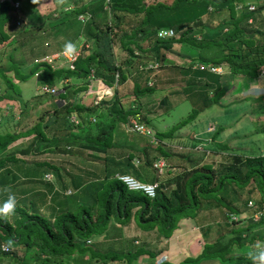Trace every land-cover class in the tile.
<instances>
[{"label": "trees", "instance_id": "16d2710c", "mask_svg": "<svg viewBox=\"0 0 264 264\" xmlns=\"http://www.w3.org/2000/svg\"><path fill=\"white\" fill-rule=\"evenodd\" d=\"M11 1H19V7L15 8ZM28 1L34 7L37 0ZM82 1L73 2L76 6L70 9L69 13L77 17L80 13L89 11L96 28L92 31L93 35L91 33L88 36V40L91 41L90 47L86 48L88 46L86 41L81 47L74 68H69L65 64L53 67V64L40 60L34 61L28 72L21 71L15 62L11 63L7 70L0 69V108L10 109L11 105L13 110L19 112L20 118L32 115L30 118L35 121L25 131L5 130L0 133V155L10 143L30 135L38 137L32 149L44 147L47 154H66L67 151L62 152L57 146L67 145L70 149L68 144L72 141L77 148L89 149L99 154L108 153L103 160L109 164L112 173L100 180L101 209L97 208L99 201L97 192H92V195L90 191L83 194L78 190L79 185L87 180L88 174L92 177L95 174L89 172L90 168L83 164L58 159L23 162L24 160L16 154V152L20 154V149L0 157V169L5 170L0 174V183L6 182L5 175L12 173V169L13 179L18 178L17 174H20L28 180L39 177L44 181L41 186L37 184L30 189L26 187L17 189L16 193H28L32 198L27 199L26 195H22L24 198H17L14 214L0 217V264H64L62 260L68 257L70 264H93V261L99 260L100 264L114 261L134 264V261L143 254L152 256L155 260L158 257L157 253L146 251L144 243L135 244L133 242L135 236H125L124 232L121 233L122 227L129 224L132 219L134 227L146 233L156 231L155 234L160 238L175 239L178 233L185 230L205 238L201 251L194 258L190 256L191 251L187 250L176 261L183 260L193 264L200 259L209 258L213 264H253L248 253L258 247H264V234L254 232V229L264 231V152L254 153L255 149L251 150L252 152H237L239 150L229 147L226 142L217 140L221 137L223 127L215 124L213 130L206 128L214 140L210 147L229 151L233 163L222 162L218 168L209 163L188 169L184 167L180 174L157 180L158 173L153 165L155 157L159 154L166 160L173 159L172 153L166 150L168 143L192 149L198 143V140L194 139L197 138L196 132L190 131L187 136H182L181 132L174 133L176 130L164 132L157 128L153 134L155 141L158 142L154 158L145 155V158L140 160L141 164H138L139 151L131 146H115L113 138L116 126L124 125L129 117L138 114L140 122L146 125L145 114L149 112L142 113L140 106L137 107L134 103L123 110L119 104L120 99L116 96L115 100L108 101L110 103L103 100L95 103L93 100L84 101V94L94 79H100L116 90V85L125 82L129 73L143 68L149 60L158 63L157 70L162 69L163 62L166 61L174 66L178 74L189 81L190 85L186 84L182 89L192 90L189 97H192L191 100L195 103L199 101L203 109L217 103L233 87L240 92L243 81L248 84L251 80L263 83L264 0ZM78 2L82 3L78 5ZM21 8L20 0H0V43L11 38L6 26L14 21V15ZM36 10L40 13L38 9ZM223 14H226V17L222 16L223 19L215 28L220 31L219 35L211 39L204 38L202 31L210 25L208 17L218 18ZM256 19L257 23L251 25ZM47 24H32L33 27L23 28L14 35L20 42L15 54L17 52L25 55L23 47L27 42L25 41L27 35L35 29L47 31L49 29ZM160 30H171L173 34L160 37L158 35ZM118 44L126 53L121 62L116 60L114 51ZM186 45L191 47L190 49H195L196 54L181 49ZM72 46L77 48L75 45ZM135 51L138 53L135 54ZM172 55L178 57L180 61L176 58L177 62H171L172 58L169 56ZM217 68L221 71L218 72ZM33 76L40 87L39 92L26 103H22L21 98L16 97L20 95L17 83ZM147 83L148 78L145 79V84ZM1 84L6 87L1 88ZM152 85L140 87L134 84V99L153 93L155 87ZM43 86L54 87L57 93L45 92L42 90ZM182 89L176 93H181ZM43 95L54 97L44 99ZM58 98L62 103H58ZM245 98L251 99L248 102L249 108L254 106V101L258 102L257 112L250 113L259 114L260 117L264 113V94L256 97L245 95L243 99ZM16 101H19L18 109L14 107ZM32 102L33 106L30 105ZM171 103L162 95L155 100L151 108L166 112ZM200 110L202 109L193 108L185 124L194 120ZM152 112L151 110L150 113ZM94 115L95 118L90 117ZM101 115L102 119L106 118L105 121L98 120L97 117ZM72 116L77 123L71 121ZM116 121H119L118 124ZM252 122L264 132V120ZM6 123L4 126L10 125L9 121ZM182 124L185 125L184 122ZM15 126L17 128V123ZM112 152L116 153L117 158L111 156ZM184 158L191 160L188 157ZM150 167L157 175H152L149 182H158L156 195L152 199L145 195L132 194L135 191L128 189L118 176L134 173L139 179L141 171L150 170ZM164 170L165 167L163 172ZM167 171L171 173L170 169L165 172ZM115 173L117 176H114ZM46 174H49L50 178H46ZM108 178L116 182L114 187L109 184ZM85 190L87 189L84 188L83 191ZM0 191L3 193L2 189ZM3 196H0V201L7 198L6 191ZM250 201L252 206L248 205ZM70 203L75 204L74 210ZM52 207L58 212H50ZM41 208L46 211L40 212ZM242 208L248 209V212L239 215ZM216 211L226 220L223 224L219 223L223 225V232L212 237L210 229L204 227V224L207 214ZM255 213L260 215V219L252 222L251 218ZM230 214L237 218L231 220ZM243 220L245 225L240 226ZM108 222L109 230L114 228L115 232L106 238V235L101 233ZM193 226L197 229L195 233L191 229ZM257 238L262 239V243L250 246ZM88 245L96 247L88 250ZM111 245L115 246V251L110 250ZM4 246H7L8 250H4ZM234 246L246 250L244 253L231 255ZM76 248L82 252L81 257L74 255ZM85 255H88L86 259ZM169 261L175 262L168 256L167 260L160 264H169Z\"/></svg>", "mask_w": 264, "mask_h": 264}, {"label": "rangeland", "instance_id": "374dc122", "mask_svg": "<svg viewBox=\"0 0 264 264\" xmlns=\"http://www.w3.org/2000/svg\"><path fill=\"white\" fill-rule=\"evenodd\" d=\"M77 0H37L36 3H34V7L28 0H20L22 8L21 10H17L16 15H14V21L12 20V25L9 23L6 26V31L8 35L11 37L9 40H4L0 43V69L7 70L8 67L11 65V63L15 62L19 65V69L23 72H28L30 68L33 66L34 61H45L48 59H52L53 67L63 66V58H62V52L66 49L65 44L71 43L72 45H75V47H80L83 45L84 41L87 43V47H90L91 41L89 39V35L92 33V31L96 28V25L91 19H88L85 22H80L76 19V16H71V13L69 11H65L64 8L69 5L70 9L74 8L76 6L75 4H72L73 2H76ZM88 0H85V2ZM170 1V0H168ZM84 2V0L82 1ZM81 2V3H82ZM78 2V5L81 4ZM25 4V5H24ZM25 9V10H24ZM40 12L38 13L37 10ZM24 12L22 13V11ZM239 14H237L238 16ZM222 16L226 17V14H223L219 16L218 18H214L213 16L208 17V23L210 24L205 27V29L202 31V36L206 39H211L212 37H216L219 35V30H215L217 27V23L223 19ZM62 17H64L62 19ZM66 17V19H65ZM128 18V17H127ZM59 19H62V21L58 22ZM136 19V18H135ZM139 19V18H138ZM133 22V21H132ZM134 22H136L134 20ZM42 23H48L47 26L49 29L47 31H40L38 29L33 30L30 35L28 34V38H25V46L23 47V50L25 52V55H21L20 53L15 54L16 47H20V42H18V39L14 37L17 33H19L23 28H31L33 27L32 24H41ZM257 23L254 20L251 25H254ZM133 25V24H132ZM128 28V27H126ZM93 35V33L91 34ZM178 47V46H177ZM176 47V48H177ZM187 47V48H186ZM85 48V49H86ZM180 48V47H179ZM188 45L183 46L181 48L185 51L187 49L188 53L190 54H196L195 49H190ZM116 53V60L118 62L122 61V58L125 57L126 53L121 48V46H117L116 49H114ZM190 51V52H189ZM22 52V51H21ZM12 53H14L15 56L12 57ZM136 53V51H135ZM171 57V62H177L180 59L178 57H175V55L169 56ZM56 58V59H55ZM54 59V60H53ZM152 62V60H149V62ZM164 65L162 69H153L150 71V69L142 68L138 69L137 71H134V73H129L128 77L126 78V81L120 84L116 85V90L109 89L108 86H104L101 81L98 82V79H95L91 82V88L86 91V98H84V101L87 99H91L93 95L96 97V89L97 86L100 85V92L104 93V96L106 95H112L109 99H105L106 103H110L112 100H115L116 96L119 98V104L123 108V110L129 106L132 105V103L140 106L142 113H146L147 111H153V115L149 113L145 114L146 117V126H147V133L145 135L138 134V133H130L127 130V127H124L123 124H119L116 130V135L113 138V144L115 146H130L132 143V147L136 150L142 151L143 146H150L152 144L151 140L152 137L154 138V128L159 129L161 131L167 132L170 130L174 133H180L182 136H187L190 131H195L196 133L200 134V136H197V138H194L196 141L198 140V143L193 147L192 149L181 147L179 144L174 143H168L167 149L170 153L174 156L173 161H164L165 170L162 174L164 176V179L171 178V176L175 174H180L184 167L185 169L199 166L203 163H209L212 164L214 168H218V165L222 162L225 163H233L232 155H230L227 150H215L214 148L210 147L214 143V140L210 137L211 133L207 132L208 129L213 130L214 125L217 124L218 126H222L223 130L221 133V137L217 138V140H220L221 142H226L229 147H234L235 149L239 150L237 152L242 151H248L252 152L253 149L256 151L254 153H260L264 152V132L260 130V127H258L256 124H254L252 121L258 120L263 122L264 120V113H262L259 117V114H251L257 112L256 110L259 109L257 106L258 102L254 101V106L252 105L251 108L248 106V102L251 99L245 98V95H251V96H258L261 94H264V82H257L254 80L248 81L249 84L245 81H243L240 85V92L236 89V87L232 88L230 91H228L224 97L219 99L217 103H213L212 105L208 106L207 108L204 107V109L201 107L200 103H195V101H192V97H189L192 90L187 89L183 90L182 88L187 84L190 85L186 79L182 78L180 74H178V70L174 68L169 62H163ZM170 64L169 66L167 64ZM60 64V65H59ZM157 70V71H156ZM218 72H220V68H217ZM156 71V72H155ZM156 74V75H155ZM191 77V76H189ZM148 78V83L145 84V79ZM161 79V80H160ZM240 82V80H238ZM99 84V85H98ZM134 84H138L141 86L144 85H151L155 87L153 89V93L150 94H144L140 97L134 99L133 96V90H134ZM192 85V84H191ZM59 86V85H58ZM6 86L4 84H1V88H5ZM17 88L20 91V95H16V97H20V101L22 103H26L29 101L34 95H36L39 92V86L37 85L36 78L30 77L24 81H20L17 83ZM182 89L181 93L180 90ZM176 93V91H178ZM111 91V92H110ZM57 93V92H56ZM168 93V94H167ZM14 94V91H13ZM100 94V93H99ZM166 96L168 98L169 103L171 105L167 108L166 112H162L163 110L160 109L158 111L154 110L152 107V104L155 103V100L157 101L161 96ZM44 99H52L54 95H43ZM178 98L180 99L178 101ZM111 100L110 102H108ZM177 100V102H173ZM14 104V107L16 109L19 108L18 103L19 101H16ZM58 103H62V101H59ZM175 103V104H174ZM30 104L31 106H33ZM18 107V108H17ZM2 108V109H1ZM0 108V133L4 132L5 130L11 131V132H17V131H25L27 128L31 127L35 121L30 118V116L24 115L23 118H20L19 112L12 109V106L10 105L9 108ZM193 108L202 109L198 111V115L196 118L192 121H189L185 124L186 119H188V116L191 112H193ZM251 112V113H250ZM12 113V114H11ZM26 116V117H25ZM28 117V118H27ZM94 117V116H90ZM103 115L101 117H97L98 120L105 121L106 118L102 119ZM34 119V117H33ZM9 121L8 126H4V124ZM19 122V124H18ZM119 121H116L118 124ZM184 122V126L182 124ZM17 123V128H16ZM24 123V124H23ZM8 124V123H6ZM92 124V123H91ZM103 124V123H102ZM95 125V124H94ZM100 125V123H98ZM260 126H263V124H260ZM208 127V128H207ZM120 128V130H118ZM207 128V130H206ZM128 132H126V130ZM76 131V130H75ZM123 131V132H122ZM195 137V136H194ZM199 137V138H198ZM38 137L35 135L30 136H23L12 143H10L7 146V149L2 152L0 157H3L4 155L20 149L19 152H16L17 157L24 160L23 162H32L37 160H46V161H53L54 159L58 158L59 156L66 155L67 156H73L74 161L79 162L80 164H83L84 166L90 168L88 170L89 172H95L94 179L93 177L88 174L86 176V179L89 178V181L95 183L98 182L99 174L101 172V176L103 178L104 175L107 173H112L111 167L108 163H105L103 158H100V160H96L97 157L101 156V153H94L89 149H80L77 148L75 144L69 143L70 149H68L67 145H58L57 147L62 150V152L67 151L66 154H58L53 155L52 153L45 154L44 147L42 149H32V146L36 142ZM157 145V144H155ZM67 146V147H66ZM23 149V150H22ZM58 149V150H59ZM250 149V151H249ZM252 150V151H251ZM224 151V152H223ZM226 151V152H225ZM97 154V155H96ZM228 155V156H227ZM21 156V157H20ZM93 157H96L94 159ZM102 157V156H101ZM188 157L190 161H188L186 158ZM195 162V163H193ZM79 164V165H80ZM158 164V163H157ZM13 168V167H12ZM60 169V168H58ZM64 170L63 168H61ZM171 170V173L166 170ZM12 173H8L5 175L6 182L0 183V189H2L3 193L0 191V196L4 197V191L7 189L6 194L8 192H11L15 194L16 198H24L22 195H26V198H32V195L28 193L25 194H18L16 193L17 189H22L26 187V189H30L31 187L38 185H42L44 181L39 179V177L31 178L28 180L27 178L21 177L20 174L18 175V178L13 179L12 175L14 174V169H12ZM94 170V171H93ZM160 171V170H159ZM5 170L0 169V174H3ZM130 173V172H129ZM133 174L134 173H130ZM114 176H117V173L114 174ZM150 177V176H148ZM150 179V178H149ZM148 179V181H149ZM102 180V179H101ZM110 180L109 184L114 187L116 182H112L110 178H108V181ZM141 181L146 179H139ZM84 182V181H83ZM105 183V182H104ZM107 189V188H106ZM88 191V192H87ZM89 193V190H85L82 193ZM95 192H97L98 210L101 209L100 201L102 199V195L100 196V192H102V186L100 187V181L99 184H97ZM21 193V192H20ZM40 193V192H38ZM132 194L143 196V193H140L138 191L133 192ZM257 195V193H256ZM255 196V194H254ZM75 200L76 198L73 197ZM78 198V197H77ZM1 199V198H0ZM253 205V204H252ZM250 205V206H252ZM63 207V206H62ZM70 207L74 210L75 204L70 203ZM36 208V207H35ZM64 208V207H63ZM39 210V207L37 211ZM43 208H41L40 212H44ZM53 213H57V210H53ZM248 209L242 208L239 215H243L244 213H247ZM41 213V214H42ZM43 215V214H42ZM45 216V215H44ZM48 216V215H47ZM46 216V217H47ZM233 216V215H232ZM231 216V217H232ZM237 218V217H236ZM259 216L258 214H254L251 218L252 222H257ZM235 219V216L233 217ZM257 219V220H256ZM224 216L221 215L219 212H214L213 214H207V220H206V228L210 229V232L213 234L212 237H216L217 235H220L223 232V225H220L219 223L223 224ZM249 220V219H248ZM215 221L217 223H215ZM113 223H116L113 221ZM239 223V222H238ZM106 224V223H105ZM115 224H113L114 226ZM245 225L244 220L241 221L240 226ZM105 230L101 234L107 237H111L110 234H113L115 232L114 228L110 229V223L108 222L107 225H105ZM135 226V223L132 220H130L129 224L125 225L121 229V233L126 236H137L144 234L143 232H140L139 229H137ZM196 227V226H195ZM193 226L191 229L192 231H197ZM254 229V228H253ZM252 229V230H253ZM259 232L261 234H264V231H259V229H254V232ZM256 232V234H257ZM156 231H152L147 234L146 238V244L148 245V248L146 251L156 253L157 247L156 244L159 242L163 243L165 237H157L155 234ZM191 233L187 230L182 231L180 234L178 233V238L182 236H186V234ZM123 235V236H124ZM209 235V234H208ZM216 235V236H215ZM9 239V237H8ZM205 238H199V244L202 245V242ZM109 241V240H107ZM181 241V240H180ZM179 241V242H180ZM135 244L143 243L142 241H139L138 243L134 242ZM183 243V242H182ZM262 243V239H256L253 244L250 246H258ZM116 244V243H115ZM162 245V244H161ZM250 246H247L248 248ZM89 247V248H88ZM88 250L96 247L95 245H88ZM163 247V246H161ZM151 248V249H150ZM114 249V250H113ZM110 250L115 251V246L111 245ZM246 249H240L238 247H233L231 255L244 253ZM82 252L79 251L78 248L74 251V255L82 256ZM147 255V254H145ZM144 255V256H145ZM196 253L190 252V256L193 258L195 257ZM140 258H137L134 261V264H153V257H150L147 255V257L139 256ZM69 258V257H68ZM68 258H64L63 263L64 264H70V261ZM158 257L155 258L154 264L157 263ZM177 258L174 259L175 262L171 263L169 261V264H191L185 261H176ZM200 259L199 261H196L193 264H213L211 259ZM5 264V263H2ZM93 264H100V260L93 261ZM109 264H123L119 263V261H114L112 263L109 262Z\"/></svg>", "mask_w": 264, "mask_h": 264}, {"label": "crops", "instance_id": "0c3cea01", "mask_svg": "<svg viewBox=\"0 0 264 264\" xmlns=\"http://www.w3.org/2000/svg\"><path fill=\"white\" fill-rule=\"evenodd\" d=\"M85 42V41H84ZM84 44V43H83ZM87 45V44H86ZM56 59V58H55ZM60 65V64H59ZM95 80V79H94ZM99 81L98 82H100L101 80L100 79H98ZM93 81V80H92ZM126 81V80H125ZM101 83L106 87V86H108V85H106L105 83H103L102 81H101ZM99 85V84H98ZM109 87H111V88H113L112 86H109ZM89 88H91V85H90V87ZM97 91L95 92L97 95H96V97H95V95H93V97L91 98V99H87V101H91V100H93V102L95 103V102H97V101H100V100H105V99H109L111 96H113V94L112 95H103V96H100V94H99V89H100V85L99 86H97ZM89 90V89H88ZM85 96H86V93L84 94ZM86 98V97H85ZM60 100V99H59ZM110 101V100H109ZM145 111H147V110H145ZM148 112H150V111H148ZM150 114H152L153 115V113H150ZM126 125H127V122L125 123ZM118 126V125H117ZM120 126V125H119ZM146 128H147V126H145ZM116 130H117V127H116V129H115V133H116ZM118 130H120V128L118 129ZM126 130V129H125ZM157 130L154 128V132H156ZM123 132V131H122ZM126 132H128L127 130H126ZM117 134V133H116ZM115 134V135H116ZM114 135V136H115ZM195 135H197V136H199V134H196L195 133ZM158 142H156V141H154V142H152V144L150 145V146H143L141 149H142V151H139L138 153H139V157L137 156V159H138V164H141V159L142 158H145V155L146 156H149L150 158H154L153 156H155V147L157 146V145H155V144H157ZM168 145V144H167ZM178 145V144H177ZM119 146H122V145H119ZM131 147H132V143H131V145H130ZM69 149V148H68ZM144 152V153H143ZM101 153V152H100ZM45 154H47V153H44V155ZM50 154V153H49ZM53 154V153H52ZM108 153H101V156L100 157H98L97 159H99L100 160V158H103V157H105V155H107ZM53 155H58V154H53ZM157 155V154H156ZM112 157H114V158H117V155H116V153L115 152H112V155H111ZM136 157V156H135ZM135 157H134V159H135ZM56 159H58V160H67L68 162H71V163H73V161H74V157L73 156H67V154L66 155H63V156H59L58 155V158H56ZM133 159V161H135ZM173 159H174V157H173ZM173 159H171V158H169V161H173ZM156 160H159L161 163H164V161H166V159L165 158H163V157H161V156H159V154H158V156H156L155 157V160L154 161H156ZM168 161V160H167ZM153 169L150 167V170H148V169H144V171L142 172L141 171V174H140V176H141V178H139V179H149V178H152L153 176L152 175H157V173H156V171H154V174H153ZM111 173H107L106 175H104L103 176V178L104 177H106L107 175L109 176ZM75 175H77V174H75ZM94 175V174H93ZM132 175V174H131ZM134 176V175H133ZM148 176H150V177H148ZM158 176V178H157V180L158 179H160L161 177L164 179V176H162V174L161 175H157ZM134 177H136V176H134ZM99 180H98V183L96 182V183H93V181L92 182H90L89 181V179H87V180H84V182H82L81 183V185H79V187H78V190H80L81 192H83V190H84V188L85 189H89V191L91 192V194H92V192H94L95 191V189H96V186H97V184H99V181L101 180V179H103L102 178V176H101V172H100V174H99ZM93 179H94V176H93ZM143 181H145V182H149V181H147V180H143ZM88 183H90L89 184V186H88ZM46 191V190H45ZM89 192V193H90ZM93 195V194H92ZM215 223H217L216 221H215ZM207 223H205L204 224V227H206L205 225H206ZM140 230V229H139ZM140 232H143L144 234H142V235H137V236H135V239H134V241L133 242H138V239H139V241H142L143 243H144V245H145V248L146 249H149L148 248V245L146 244V236H147V234H145L146 232H144V231H141L140 230ZM196 231H194V233H195ZM201 236L200 235H197V234H190V233H188V234H186V236L184 235V236H182V237H176L175 239H172V238H170L169 240L168 239H165V241L163 242V243H161V242H159L158 244H156V247H157V249L156 250H158V251H156V253H157V256H160V255H162V254H166V255H168L169 256V258H171V260L173 259H175L176 257H177V259L179 258V256H183L184 254H185V252H187V250L190 252H192V253H196V255L201 251V246L199 245V244H201V242H199V238H200ZM201 238H204L203 236L201 237ZM181 240V241H180ZM180 241V242H179ZM183 242V243H182ZM141 244V243H140ZM162 244V245H161ZM161 246H163V247H161ZM151 249V248H150ZM145 254H143V255H141V256H143V257H147V255H145ZM195 255V256H196ZM88 257V255H85L84 256V258L86 259ZM150 257H152V256H150ZM140 258V257H139ZM71 264H76V263H71ZM153 264H154V260H153ZM156 264H158V263H156Z\"/></svg>", "mask_w": 264, "mask_h": 264}, {"label": "built area", "instance_id": "2783aa9c", "mask_svg": "<svg viewBox=\"0 0 264 264\" xmlns=\"http://www.w3.org/2000/svg\"><path fill=\"white\" fill-rule=\"evenodd\" d=\"M11 3L13 4V6L15 8H18L19 7V2L18 1H11ZM89 17V14H80L78 15V20L80 21H83L85 20L86 18ZM173 34V32L171 30H160L159 31V36L160 37H166V36H171ZM83 46V45H82ZM77 47V48H72L71 51L65 49L63 52H62V58H63V64H65L67 67L69 68H74V64H75V61L77 60L78 56L80 55L81 53V47ZM137 53V52H136ZM54 60V59H53ZM47 61L48 63L52 64V59H48V60H45ZM158 67V63H148L144 66V68L146 69H156ZM264 74V70L262 72ZM109 87V86H108ZM109 89L112 90L111 87H109ZM42 90L45 91V92H50V93H56L55 91V88L54 87H47V86H43L42 87ZM98 89H96L97 91ZM111 92V91H110ZM99 93H100V96H103L104 93L103 92H100V89H99ZM138 119H139V116L137 115V117H131L128 121V127L131 131H135V132H140V133H143L145 131V127L143 124L139 123L138 122ZM94 121V119H92ZM71 121H74L77 123V120L72 116L71 117ZM210 130V129H209ZM119 178L121 179V181L131 190H137V191H143L145 192L147 195L149 196H153L154 193H155V187L156 185L155 184H144L142 182H140L139 180H137L136 178H134L133 176L131 175H128V174H124V175H118ZM46 178H50V175L47 174L46 175ZM248 205H252V202H248ZM256 214V213H255ZM258 214V213H257ZM233 214H230L229 217L231 220H235L236 219V216L233 215ZM232 216V217H231ZM235 216V219H233V217ZM259 218L260 219V215L258 214ZM257 220V219H256ZM4 250H8V247L7 246H4L3 247ZM168 258V255L166 254H162L161 256L158 257L157 259V263H161L163 262L164 260H166Z\"/></svg>", "mask_w": 264, "mask_h": 264}, {"label": "clouds", "instance_id": "9594fccd", "mask_svg": "<svg viewBox=\"0 0 264 264\" xmlns=\"http://www.w3.org/2000/svg\"><path fill=\"white\" fill-rule=\"evenodd\" d=\"M19 2V1H18ZM73 4V3H72ZM64 10H70V7H69V5H67L65 8H64ZM80 14H89V17L88 18H86L85 20H83V21H80V20H78V15H77V17H76V19L78 20V21H80V22H85V21H87L88 19H91L92 18V16H91V14L89 13V11L87 12H83V13H80ZM79 14V15H80ZM92 20V19H91ZM158 35H159V33H158ZM65 48L67 49V50H69V51H71L72 50V48H73V46H72V44L71 43H66L65 44ZM137 52V51H136ZM138 53V52H137ZM137 53H135V54H137ZM44 61V60H43ZM148 63H155V62H148ZM147 63V64H148ZM146 65V64H145ZM144 68V67H143ZM142 69V68H141ZM152 69H150V71H151ZM56 94V93H55ZM111 95V94H110ZM98 102V101H97ZM138 115V114H137ZM137 115L135 116V117H137ZM131 117H129V119H130ZM129 119H128V121H129ZM93 121V120H92ZM128 121H127V125L126 124H124V127H127V130L130 132V133H138V134H142V135H145L146 133H147V128L145 127L146 125H144L142 122H140V118L138 119V122L139 123H141V124H143L144 125V127H145V131L143 132V133H140V132H135V131H131L130 129H129V127H128ZM148 134V133H147ZM155 141V139L152 137V140H151V142H154ZM158 163V164H157ZM164 163H161L159 160H156V161H154V166H155V168H156V171H157V173H158V175H161V174H163V165ZM160 170V171H159ZM47 175V174H46ZM46 175H45V177H46ZM129 175H131V174H129ZM131 176H133V175H131ZM134 177V176H133ZM134 178H136V177H134ZM137 179V178H136ZM137 180H139V179H137ZM140 182H142V183H144V184H155L156 185V187H155V193H154V195L153 196H149V195H147L145 192H143V191H138V192H140V193H143L145 196H147V197H149V198H154L155 197V195H156V190H157V188H158V182L157 181H155V182H145V181H141V180H139ZM128 188V187H127ZM129 189V188H128ZM131 190V189H130ZM5 191H7V189H5ZM131 191H137V190H131ZM16 208H17V198H16V196H15V194H13V193H11V192H8V194H7V198L6 199H3L2 201H0V217H8V216H10V215H12V214H14V212H15V210H16ZM161 256V255H160ZM248 256H249V258L251 259V261L253 262V264H264V247H258L257 249H255L254 251H250L249 253H248ZM159 257V256H158ZM167 260V259H166ZM165 261V260H164ZM162 263V262H161ZM158 264H160V263H158Z\"/></svg>", "mask_w": 264, "mask_h": 264}]
</instances>
